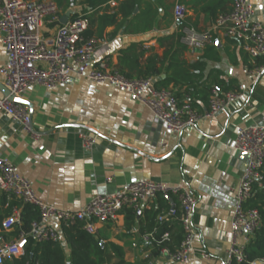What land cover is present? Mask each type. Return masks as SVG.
I'll return each instance as SVG.
<instances>
[{
	"label": "crops",
	"instance_id": "crops-1",
	"mask_svg": "<svg viewBox=\"0 0 264 264\" xmlns=\"http://www.w3.org/2000/svg\"><path fill=\"white\" fill-rule=\"evenodd\" d=\"M123 1L107 0L90 10L84 0H76L70 8H59L60 19L68 11V20L89 17L91 37L106 42V58L115 69L120 53L135 44L138 67L144 69L154 60L160 71L152 78L154 84L174 75L179 82L163 88H171L181 100H190L201 115L208 111V97L214 89L237 90L241 100L174 134L125 92L73 75L69 83L55 90L32 86L23 95L31 105V112L27 108L33 134L0 115V156L30 181L42 201L68 211L79 210L96 195L114 193L140 180L188 185L197 201L189 264H227L234 196L247 161L233 149V143L239 128L264 125V66L255 74L256 59L243 51L240 42L220 34L203 50H189L169 37L178 33L172 15L176 3L188 10L186 24L205 31L219 15L231 10L233 0H140L115 35L116 26L100 30L98 17L112 13ZM248 1L254 19L264 23V0ZM146 10L151 12L149 16L136 18ZM121 21L119 16L118 24ZM146 24L151 29L144 31ZM44 28L45 36L56 30L50 25ZM5 60L0 44V63ZM82 134L98 137L90 151L81 146ZM11 199L0 193V245L16 238L10 236L14 230L4 232L1 227L15 209H7ZM171 202L176 199L158 195L147 201L131 230L124 226L123 213L113 222L97 225L95 235L101 244L117 246L128 263L174 264L161 254L153 257L151 242L144 238L149 222L145 213L166 210ZM62 241L68 259L70 249ZM108 250L113 264L116 259Z\"/></svg>",
	"mask_w": 264,
	"mask_h": 264
},
{
	"label": "built area",
	"instance_id": "built-area-1",
	"mask_svg": "<svg viewBox=\"0 0 264 264\" xmlns=\"http://www.w3.org/2000/svg\"><path fill=\"white\" fill-rule=\"evenodd\" d=\"M187 14L184 5H174L172 15L175 22H180V43L185 48L203 50L220 34L240 42L251 59L264 57V23L254 19V8L248 0H233L231 10L219 15L205 31L186 24ZM59 20L60 11L53 0H0V44L6 54V60L0 63V83L12 96L22 98L32 86L55 90L77 75L125 92L174 134L182 133L201 119L210 118L227 105L241 100L239 91L214 89L208 97V111L201 115L190 100L179 101L171 88L157 89L151 78L126 79L111 67L106 58V42L85 38L88 20L84 15L68 20L64 25ZM45 25H53L55 32L45 36ZM261 69L255 67L253 72L258 75ZM2 114L19 122L26 133L33 134L26 106L1 97ZM97 138L96 135H80L82 148L90 151ZM233 149L246 154L247 161L234 196L227 264L245 261L246 246L261 227L259 212L248 204L254 188L260 187L264 178V125L239 128ZM0 193L34 207L39 215L30 224L28 232L20 231L14 240L0 245V264L22 255L30 238L36 243H60L62 227L75 223L86 233L95 235L97 225L115 221L126 210L141 211L147 201L158 195L174 197L176 203L171 202L166 210L160 211L156 222L169 224L176 220L183 234L177 250L164 247L160 254L174 264H189L194 252L193 215L197 201L188 185L140 180L126 184L114 193L96 195L79 210L68 211L42 201L30 181L21 176L7 158L0 156ZM21 219L20 210L15 208L3 220L2 230H15ZM156 232L157 228H154L145 235V240L151 242ZM170 237L171 233L166 231L161 234L160 242H169Z\"/></svg>",
	"mask_w": 264,
	"mask_h": 264
},
{
	"label": "trees",
	"instance_id": "trees-1",
	"mask_svg": "<svg viewBox=\"0 0 264 264\" xmlns=\"http://www.w3.org/2000/svg\"><path fill=\"white\" fill-rule=\"evenodd\" d=\"M53 1L56 3L58 8L67 9L72 7L76 0ZM106 2L107 0H84L83 5L88 7L90 10H96L100 6L106 4ZM139 2L140 0H125L119 4L115 11L112 10V13H104L103 15L99 16L98 23L101 25L100 30L107 26H116L113 33V35H115L117 29H120L122 22L126 21L130 16H132L135 8L139 7ZM107 12H110V10L108 9ZM150 13V11L146 10L136 18L149 16ZM119 16H121L122 21L118 24ZM87 20L89 22V17ZM88 26L84 36L86 39H91L92 34L91 31H89ZM50 27H53V25H50ZM150 29L151 25L146 24L143 27L144 31ZM179 29L180 28H178L177 34L169 35L171 38H177V45L178 42L180 43L181 37ZM135 51L136 45L134 44L130 45L127 49L120 53L117 66L118 72L126 79H152L156 77L160 71L155 68L154 60H149L147 66L144 69L140 68L138 67V56ZM262 66H264V59L259 60L256 58V61L252 67ZM178 82L179 81L176 79V77L172 75L171 77H167L159 83H155L154 86L155 88L160 89L168 86L171 83L176 85ZM159 84L161 86H158ZM232 91L237 92V90ZM175 96L179 101H181V97L177 95ZM3 198L6 199L7 196L3 194ZM7 205L8 211H11L13 208H18L22 218L19 227H17L10 234L11 237H17L20 231L28 232L30 229V224L39 218L37 210L34 207L23 204L19 200L11 199ZM248 206L250 208L256 209L259 212L261 218V227L251 237L249 243L246 246L245 261L242 263L232 262L231 264H252L253 262L264 264V178L261 186L254 188L253 196L251 197ZM158 213L159 211L145 213L149 220L145 232L148 234L151 233L154 228H157V232L153 235V240L150 243L153 247V251L151 253L153 257L159 256L161 249L164 247H168L170 251L177 250L180 246L183 236L180 224L176 220L173 221V224L172 222L169 224H157L155 219ZM124 216V226L127 230H131L136 225V221L138 219L137 212L126 210L124 212ZM172 230H175L173 234ZM166 231L171 233L170 241L160 242L161 234ZM145 232H143V234ZM62 237V242L67 244L70 249L68 259H66L64 254L62 243H36L30 238L23 254L19 257L6 260L4 264H111V260L113 258L111 257L108 248L114 254V258L116 259L113 264H132L124 260L123 254L117 246L111 244H101L96 235H90L86 233L81 229V225L78 223L72 224L68 227H62Z\"/></svg>",
	"mask_w": 264,
	"mask_h": 264
},
{
	"label": "water",
	"instance_id": "water-1",
	"mask_svg": "<svg viewBox=\"0 0 264 264\" xmlns=\"http://www.w3.org/2000/svg\"><path fill=\"white\" fill-rule=\"evenodd\" d=\"M70 11H68L66 14H65V16L64 17H62L61 19H60V23L62 24V25H64V24H66V22H67V20H68V17H69V15H70ZM176 24L177 25H180V22H176ZM0 92H1V94H2V96L3 97H6L9 101H11V102H13V103H15V104H18V105H22V106H26V107H28L29 108V110H30V112H31V105L28 103V102H26L24 99H22V98H19V97H15V96H12L10 93H9V91L0 83ZM244 154V153H243ZM246 157H247V155L246 154H244ZM169 200H171V198L170 197H168V196H166ZM140 214V211H138L137 212V215H139Z\"/></svg>",
	"mask_w": 264,
	"mask_h": 264
},
{
	"label": "rangeland",
	"instance_id": "rangeland-1",
	"mask_svg": "<svg viewBox=\"0 0 264 264\" xmlns=\"http://www.w3.org/2000/svg\"><path fill=\"white\" fill-rule=\"evenodd\" d=\"M46 29H47V27L44 28V30H46Z\"/></svg>",
	"mask_w": 264,
	"mask_h": 264
}]
</instances>
